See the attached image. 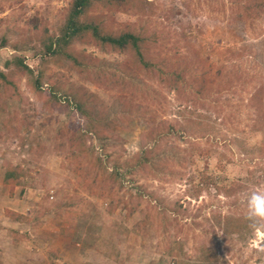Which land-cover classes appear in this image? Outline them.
I'll use <instances>...</instances> for the list:
<instances>
[{"label":"rangeland","instance_id":"374dc122","mask_svg":"<svg viewBox=\"0 0 264 264\" xmlns=\"http://www.w3.org/2000/svg\"><path fill=\"white\" fill-rule=\"evenodd\" d=\"M73 2L0 0V207L27 245L56 264H264L245 205L264 191V0L93 1L96 31L67 41Z\"/></svg>","mask_w":264,"mask_h":264},{"label":"crops","instance_id":"0c3cea01","mask_svg":"<svg viewBox=\"0 0 264 264\" xmlns=\"http://www.w3.org/2000/svg\"><path fill=\"white\" fill-rule=\"evenodd\" d=\"M7 174L8 172H5L4 183L9 187L13 186V188H16L18 180L14 181L12 178L8 180ZM17 174L18 172L16 176ZM0 208L2 212V215H0V264H56L61 262L59 258L54 257L52 252L51 255H47L45 246L37 249V253L30 249L34 246L32 244L27 245V232H24V228L20 229V226H25L23 224H26L28 232L36 230L28 226L26 222L28 220L23 216V212L12 208H7L6 210L2 207ZM60 252H63V250ZM60 252L59 254L62 255Z\"/></svg>","mask_w":264,"mask_h":264},{"label":"trees","instance_id":"16d2710c","mask_svg":"<svg viewBox=\"0 0 264 264\" xmlns=\"http://www.w3.org/2000/svg\"><path fill=\"white\" fill-rule=\"evenodd\" d=\"M96 1L99 4H103L104 6H108V7H112L113 5L116 4L117 0H74L73 4H72V8L71 11L69 13V21L67 23L66 26V31L64 32V36L62 37V39L66 38L67 41L77 38L79 37L81 34H83L84 32L93 29L96 31V28H94L92 25V22L89 21L88 19V15L87 13L90 11V9L92 8V2ZM86 17V19L89 22H86L84 25L81 24L78 20L79 19H84ZM92 24V25H91ZM95 26V25H94ZM68 35V36H67ZM97 35V34H94ZM61 39V40H62ZM65 39V40H66ZM61 40H57L56 43L59 45V43L61 42ZM102 41L104 43H109L112 45H115L116 47L122 48L128 44L132 45L133 47H135L139 41V38L133 36L132 34H126L123 35L121 38H112L110 36H103L102 37ZM55 51L56 54L59 53V49H55V50H51V47L48 48V52H52ZM140 55V60L139 61H135L130 59V61H128V65L133 66L132 69H135L137 72L140 71L139 65H142L144 63V67L146 66V68H149L151 65L150 62L147 60H144L143 57ZM17 59L15 61V65L19 68H24L26 69L29 73H31V71L26 67L23 66V60L21 58H16ZM19 59V60H18ZM147 63H146V62ZM146 63V64H145ZM150 71H154V69H150ZM159 72L161 73V71L159 70ZM162 74V73H161ZM171 78H174L173 76H171ZM36 84H39V82L36 81ZM35 84V85H36ZM36 87L38 88L39 86L36 85ZM77 110L81 113V110L79 108H77ZM7 174V179L9 180V178H12L14 181L17 180V176L16 173L14 172L13 169H9Z\"/></svg>","mask_w":264,"mask_h":264},{"label":"clouds","instance_id":"9594fccd","mask_svg":"<svg viewBox=\"0 0 264 264\" xmlns=\"http://www.w3.org/2000/svg\"><path fill=\"white\" fill-rule=\"evenodd\" d=\"M246 219L250 227L259 230L264 228V191L253 190L246 195Z\"/></svg>","mask_w":264,"mask_h":264}]
</instances>
